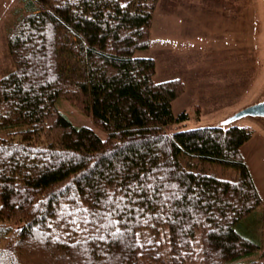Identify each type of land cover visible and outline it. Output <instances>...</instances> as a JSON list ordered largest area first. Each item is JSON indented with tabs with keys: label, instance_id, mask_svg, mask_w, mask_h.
<instances>
[{
	"label": "trees",
	"instance_id": "trees-1",
	"mask_svg": "<svg viewBox=\"0 0 264 264\" xmlns=\"http://www.w3.org/2000/svg\"><path fill=\"white\" fill-rule=\"evenodd\" d=\"M20 2L0 78V264H259L247 223L264 200L241 153L253 129L171 132L189 118L172 109L184 83L155 81L135 54L159 0Z\"/></svg>",
	"mask_w": 264,
	"mask_h": 264
},
{
	"label": "rangeland",
	"instance_id": "rangeland-1",
	"mask_svg": "<svg viewBox=\"0 0 264 264\" xmlns=\"http://www.w3.org/2000/svg\"><path fill=\"white\" fill-rule=\"evenodd\" d=\"M20 3L0 0V78L15 68L7 31ZM158 5L161 7L151 25L150 47L135 54L154 58L155 81L180 78L184 83V92L172 102V109L175 114L186 111L189 118L173 125L171 132L217 121L263 95L264 0H159ZM165 6L172 12L168 18L162 16ZM57 105L73 124L106 136L89 115L67 100L59 99ZM236 125L253 129L241 153L264 198V126L252 117H244ZM0 136L10 137L1 130ZM199 168L221 178L236 176L232 167L220 164L202 163ZM259 264H264V257Z\"/></svg>",
	"mask_w": 264,
	"mask_h": 264
},
{
	"label": "water",
	"instance_id": "water-1",
	"mask_svg": "<svg viewBox=\"0 0 264 264\" xmlns=\"http://www.w3.org/2000/svg\"><path fill=\"white\" fill-rule=\"evenodd\" d=\"M244 117H252L257 119L261 125L264 126V93L253 102L246 104L245 106L231 111L226 116L220 118L217 121L211 122L204 126L199 127H231L235 126L236 122Z\"/></svg>",
	"mask_w": 264,
	"mask_h": 264
},
{
	"label": "crops",
	"instance_id": "crops-1",
	"mask_svg": "<svg viewBox=\"0 0 264 264\" xmlns=\"http://www.w3.org/2000/svg\"><path fill=\"white\" fill-rule=\"evenodd\" d=\"M184 2V0H180V3ZM171 3L173 2H169L168 4L170 5ZM179 3V2H178ZM178 3H175V4H178ZM161 6L158 5V7L155 9V12L153 14V18L155 17V14H158L159 12V8ZM169 6H165L164 10H162V16H165V17H169V14L172 13L171 12V9L168 8ZM178 8V7H177ZM183 9V7H181ZM180 10V9H179ZM174 15V14H172ZM152 22H153V19H152ZM152 25V24H151ZM151 30H152V26H151ZM150 57V56H148ZM153 58V57H152ZM242 147V146H241ZM245 158V157H244ZM246 160V159H245ZM248 164V162H247ZM249 166V164H248ZM250 168V166H249ZM250 171L253 175V178H254V181H255V184L257 186V182H256V179L254 177V174L250 168ZM257 189H258V186H257ZM260 192V191H259ZM264 199V198H263ZM255 221L254 223L250 224V223H247V227H252L253 229V236H256L257 238H259L261 241H262V244L264 246V202H263V205L261 207H259L256 212H255Z\"/></svg>",
	"mask_w": 264,
	"mask_h": 264
}]
</instances>
